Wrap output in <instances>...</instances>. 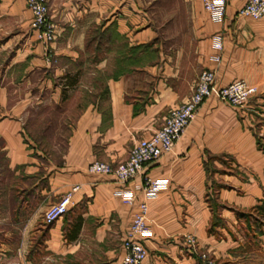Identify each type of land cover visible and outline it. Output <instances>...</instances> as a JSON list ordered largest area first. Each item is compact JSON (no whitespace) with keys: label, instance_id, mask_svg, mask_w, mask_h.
<instances>
[{"label":"crops","instance_id":"crops-1","mask_svg":"<svg viewBox=\"0 0 264 264\" xmlns=\"http://www.w3.org/2000/svg\"><path fill=\"white\" fill-rule=\"evenodd\" d=\"M154 1L49 0L57 31L50 43L56 61H49L26 0H0V223L12 221L14 252L27 251L26 239L43 233L47 255L121 264L122 240L145 200L152 234L142 264H199L200 249L219 264L264 262L244 255L250 244L264 250V224L261 233L246 228L236 213L264 200V15H241L246 0H229L218 22L202 0L200 9L198 0H185L193 49L181 45L155 61L144 58L154 48L162 54L163 29L146 9ZM218 32L224 47L216 63L209 52ZM207 67L217 69V87L244 78L258 91L244 107L215 95L201 104L173 150L146 164L144 172L165 182L154 197L143 195L142 175L121 182L88 171L95 159L123 161L138 138L150 136L170 108L188 99ZM47 106V114L33 119L34 107ZM213 184L224 224L211 233ZM74 186L67 213L45 225L44 211ZM125 187L136 194L134 204L117 194ZM245 229L257 236L248 239ZM187 235L197 247L184 243ZM5 246L0 240V253L10 251Z\"/></svg>","mask_w":264,"mask_h":264},{"label":"built area","instance_id":"built-area-1","mask_svg":"<svg viewBox=\"0 0 264 264\" xmlns=\"http://www.w3.org/2000/svg\"><path fill=\"white\" fill-rule=\"evenodd\" d=\"M49 0H26L27 8L32 17L31 27L37 31L39 40L45 46V58L56 61L50 43L55 39L57 31L55 22L50 15ZM229 0H203V8L209 11L212 17L220 22L226 15V7ZM239 14L259 18L264 15V0H246L239 8ZM213 47L209 52L210 57L216 63L222 60L224 47L223 33L218 32L212 36ZM217 69L207 67L203 69L194 82V88L188 99L180 105L170 108L164 122L150 136L138 138L130 148L123 161L117 163L95 159L88 165L91 173L114 174L121 182L142 175L141 190L146 198L154 197L160 189L165 187V182L160 178L151 177L144 168L147 163L153 162L159 156L175 147L176 141L181 137L186 126L194 119L201 104L211 95H215L221 101H225L236 107H244L252 95L258 91L255 83H250L244 78H237L228 84L217 87L215 80ZM77 186L72 187L58 200L50 204L43 213L46 223H53L69 210L73 201V195ZM117 194L123 202L134 204L136 194L130 188H120ZM149 205L145 200H140L138 210L128 228L125 238L122 240L124 253L121 264H142L148 255L145 240L152 234L148 224ZM184 243L197 247L196 239L187 235ZM201 256L207 257V252L202 251ZM207 261L211 262L210 259Z\"/></svg>","mask_w":264,"mask_h":264},{"label":"rangeland","instance_id":"rangeland-1","mask_svg":"<svg viewBox=\"0 0 264 264\" xmlns=\"http://www.w3.org/2000/svg\"><path fill=\"white\" fill-rule=\"evenodd\" d=\"M203 1V0H202ZM229 2V1H228ZM190 4L186 3L185 0H156L154 2H151L149 6L146 7V9H149L151 13V19L154 22L156 26H159L163 29L162 38H163V47H162V54L160 49L154 48L152 52H144L146 54L145 59H148L149 56L153 57L155 61L161 60V57L165 56V53L170 52L172 55L176 53L178 48L181 47V45L186 49L190 50V52L193 49L194 46V40L191 43L192 40L189 39V35L187 34V31L189 29L188 23H189V15L187 14L186 7H188ZM192 5V4H191ZM198 9L201 8V0H198V2L195 5ZM173 9H176V12L173 11ZM179 10V11H178ZM138 58V61H143V56ZM4 63V61L0 60V64ZM193 64V60L192 63ZM18 69L14 70V77H19L17 73ZM117 70V69H115ZM17 75V76H16ZM22 92V91H21ZM31 94L37 95L38 90L34 89L33 91H30ZM14 96L19 95V91L13 92ZM220 100V99H219ZM221 101V100H220ZM224 102V101H221ZM226 103V102H225ZM36 106V105H35ZM38 108V107H37ZM33 111V119L37 120V115H44L47 114L48 106L47 107H41L36 109L34 107ZM0 226L2 225V229L7 234L5 235V239L0 237V240L4 242V244L8 247L6 249L10 250L7 252H1L0 255V264H89V262H85L82 260L81 257L78 255L73 254H63L61 252L54 251L53 254L47 255V250L41 246L42 241L44 239V234L39 233L35 235V237L32 239L31 243L28 241V238L26 239V243H29L27 247V251H17L14 252L12 250V247L15 242H17V235H14L12 231H14L12 226L11 219H3L1 220ZM3 223V224H2ZM44 224L47 223L44 221ZM264 224V223H263ZM3 234V233H2ZM24 236V235H23ZM248 239H252L253 237H250L249 235L246 236ZM5 246V247H6ZM252 246V247H251ZM254 244L247 245V248L245 249L244 255L247 257V260H263L264 259V250L261 249V246L254 248ZM35 250L34 260L30 258V254ZM203 250L200 249L197 258L198 263H205V264H219L216 257H212L207 250H204L207 252V257H202L201 252ZM244 251V250H243ZM242 251V252H243ZM37 252V253H36ZM243 254V253H242ZM208 259L211 260V262L207 261ZM200 260V261H199Z\"/></svg>","mask_w":264,"mask_h":264},{"label":"trees","instance_id":"trees-1","mask_svg":"<svg viewBox=\"0 0 264 264\" xmlns=\"http://www.w3.org/2000/svg\"><path fill=\"white\" fill-rule=\"evenodd\" d=\"M213 185L214 187L212 191H209L207 193V199L209 201V207H210L211 214H212V217L208 225V230L211 233L218 232L219 231L218 227L224 224V218L221 213V209L224 207V205L220 202V200L217 197V192H216L217 184H213ZM236 213L238 215L239 220H243L245 222L246 228H249V229L255 228L260 233L263 232L262 225L264 223V200L261 203H257L255 206L251 207L248 210H242V211L236 210ZM47 224H51V223H47ZM65 225H67V221ZM78 228H79V224L76 223L74 224L72 229L74 231H77ZM245 230H246L245 231L246 234L249 235L250 237H254L257 234V233L256 234L250 233L249 231H247V229ZM68 235L70 237L69 233H67V237ZM71 236L73 235L71 234ZM33 253L35 254L34 249L30 254V258H32V260H34ZM201 264H205V263H201ZM258 264H264V262H260Z\"/></svg>","mask_w":264,"mask_h":264}]
</instances>
